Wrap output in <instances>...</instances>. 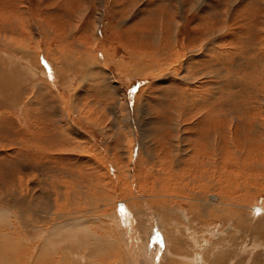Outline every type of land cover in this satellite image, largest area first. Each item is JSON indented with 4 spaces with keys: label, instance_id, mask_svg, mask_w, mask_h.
Returning <instances> with one entry per match:
<instances>
[{
    "label": "rangeland",
    "instance_id": "obj_1",
    "mask_svg": "<svg viewBox=\"0 0 264 264\" xmlns=\"http://www.w3.org/2000/svg\"><path fill=\"white\" fill-rule=\"evenodd\" d=\"M0 72V219L14 222L0 226L19 231L25 264H264V0H0ZM222 84L228 111L246 112L243 122L230 114L245 159L217 205L227 220L202 201L222 197L224 183L212 189L221 161L195 167L204 141L191 150L190 135L204 131L182 114L194 108L204 125ZM205 133L207 145L220 140ZM250 146L261 155L250 158ZM26 215L46 233L82 219L87 244L53 234L61 246L44 248L39 230L20 233ZM236 215L247 221L236 225ZM7 249L0 264H16Z\"/></svg>",
    "mask_w": 264,
    "mask_h": 264
},
{
    "label": "bare ground",
    "instance_id": "obj_2",
    "mask_svg": "<svg viewBox=\"0 0 264 264\" xmlns=\"http://www.w3.org/2000/svg\"><path fill=\"white\" fill-rule=\"evenodd\" d=\"M4 26V25H3ZM10 26V25H9ZM12 28V27H11ZM14 28V27H13ZM68 33H70V32H68ZM46 60V59H45ZM47 62H48V60H47ZM68 63V62H67ZM222 65V64H221ZM41 68V67H40ZM48 69V68H47ZM31 71V70H30ZM1 73V72H0ZM205 74V73H204ZM52 83V82H51ZM185 88V87H184ZM226 89V87H224L223 88V84L222 85H220V89H218L219 91L217 92V94H218V98L219 99H216V100H213V101H211L210 103H207V106H206V110H204L203 112L205 113V115L203 114L200 118H199V120L201 121V122H204L203 124L204 125H200V126H197V124H196V122L198 121V119L197 120H195V122L193 121L194 120V118H196V116H198V114L200 115V113H198V112H196V109H194V108H192V109H189V111H186L185 113H182V114H184V116L187 118V119H189V120H191V122H192V124H193V129H196V130H203L204 131V133L203 134H198L197 136L196 135H190L191 137H192V139H191V141H190V147H191V150H192V146H193V144L196 142V138L198 137V139H200V138H202L203 140L202 141H204V144H203V147L200 149V147H201V145H200V147L197 149V146H196V148H195V152L191 155V160H195L194 162L195 163H197L196 165L195 164H193V165H195V167H197L198 169H200L202 166V164H203V162H205L204 160H212L213 162L216 160L217 161V158L219 159V161H221V164L219 165V168H220V170H221V174H220V177H219V179H218V177H217V182H216V186H215V184H213L212 182V180L211 181H209V177L208 176H202V177H204L205 179H206V181H207V183H206V185L204 184V187H206L207 189H209V187H208V182H211L212 184H213V186H215V187H212V189H215V191L216 190H218V188H219V185H220V183H224L225 184V186L222 188V191L221 192H219L221 195H222V197H220V196H218V195H214V194H212L211 193V195H208V201H205V200H202V201H204V203L206 202V204H205V206H203L204 207V209H206V208H208V207H210V206H212V207H214L215 208V206H216V210L217 211H222V212H220L221 213V217L225 220H227L228 218H229V216H230V218L232 217V215L233 214H231V213H229V212H227V211H225V210H221L220 208H219V206L217 207V205H225V196H224V189L226 190V187L228 186V185H230V183H231V179L233 178V181L232 182H234V179L236 178H234L233 176V174H236V176H240L239 175V173L238 172H241V167H242V165L244 164V156H243V152H241V151H239L240 149H242V148H240L239 149V147H238V145L236 144V138H235V136H236V133L238 134V128L239 127H237L236 125H240V124H238L237 123V121L234 119V118H230V114H232V115H235V114H239L238 116H239V119H240V121H244L243 120V118H245V111H244V113H241V112H238V110H234V112H235V114H234V112H229L228 111V109L226 108V105H227V102H229L228 100H226L225 98H228L227 97V91H224ZM213 91V90H212ZM202 95V94H201ZM208 95H209V93H208ZM207 96V95H206ZM3 98V97H2ZM184 98V97H183ZM187 98V97H186ZM191 98H193V100L195 101V103H196V101H198V97H193V96H191ZM201 98V97H200ZM207 98V97H206ZM182 99V98H181ZM234 99V98H233ZM193 101V102H194ZM202 101V100H201ZM200 101V102H201ZM210 100H209V98L208 99H206V102H209ZM199 102V103H200ZM205 102V101H204ZM183 103H185V102H183ZM188 103H190L189 102V99H188ZM194 103V104H195ZM198 103V102H197ZM198 103V104H199ZM203 103V102H202ZM191 104H192V102H191ZM193 104V105H194ZM206 105V103H203V105ZM190 105V104H189ZM228 107V106H227ZM209 108H210V110H209ZM244 109V108H243ZM253 109V108H252ZM183 110V109H182ZM202 110V109H201ZM255 110V109H254ZM240 111V110H239ZM200 112V111H199ZM181 114V115H182ZM247 115V114H246ZM248 115H249V117L251 118V115H252V111L250 112L249 110H248ZM183 116V117H184ZM241 116V117H240ZM254 117V116H253ZM253 117H252V119H253ZM185 118V119H186ZM224 118V119H223ZM225 118H227V119H225ZM214 119H217V121H216V123H213L212 122V120L214 121ZM221 120V123H220V120ZM225 120H227V121H225ZM250 120V119H249ZM234 121H236V125L234 124ZM252 122V121H251ZM253 123V122H252ZM250 124V123H249ZM249 124H247V125H249ZM255 124V123H254ZM255 126V125H254ZM244 127H246V126H244ZM253 128V127H252ZM255 128V127H254ZM209 129H213L214 131H217V130H219V134H218V136H219V138H220V140L218 139V138H216V137H214L213 135H212V138H213V144L211 143V141L209 142V144L207 145L206 143H207V140L209 139V140H211L209 137H210V135H211V133H209V134H206L205 132L206 131H208ZM261 129V128H260ZM246 130V129H245ZM250 130V129H249ZM242 131V130H241ZM253 131H255V130H253ZM222 132H223V134H222ZM213 133V132H212ZM239 133H242V132H240L239 131ZM263 133V132H262ZM261 133V134H262ZM216 134V133H215ZM250 135V134H249ZM240 135H238V137H239ZM241 136H242V134H241ZM260 136V135H259ZM237 137V136H236ZM237 137V138H238ZM261 138H262V136H260ZM257 138V137H256ZM243 139V138H242ZM241 139V140H242ZM264 139V138H263ZM240 140V141H241ZM243 142H245L244 141V139L242 140ZM251 141H254V140H251ZM200 141H198V143H199ZM247 142V141H246ZM255 142H256V140H255ZM254 142V143H255ZM258 142H260V140L258 141ZM257 142V143H258ZM238 143H240V142H238ZM249 143V142H248ZM253 143V142H252ZM264 143V142H263ZM229 145L231 148L229 149L230 151H232L231 152V155H230V158L229 159H227V160H225L224 159V157H226L227 156V154H228V152H227V154H225L226 152H225V150H224V146L223 145ZM242 144V143H241ZM240 144V145H241ZM243 144H245V143H243ZM246 145V144H245ZM251 145V144H250ZM259 145V144H258ZM258 145H256V146H258ZM261 146H262V144H261ZM241 147V146H240ZM247 147V146H246ZM250 147H252V146H250ZM249 147V148H250ZM248 148V147H247ZM259 148V147H258ZM258 148H256V147H252V148H250V149H248L247 150V153L246 154H248L249 156H250V158L251 157H259L260 155H261V152L259 151V149ZM228 149V148H227ZM201 150H203V152H201ZM230 151H229V153H230ZM211 155H212V157H211ZM226 155V156H225ZM201 156H204L203 157V159H201L200 157ZM264 157V156H263ZM246 158H248L249 159V157L246 155ZM197 159H201L200 160V162H198V160ZM264 158H262L260 161H259V163H261L262 162V160H263ZM232 161V163H230V165H229V163H228V161ZM255 160V159H254ZM176 163H177V161H175ZM210 162V161H209ZM234 162H236V163H238V165H235L234 164ZM174 163V162H173ZM180 163V162H179ZM187 163V162H186ZM198 163L200 164L199 166H198ZM207 163V162H206ZM216 163V162H215ZM256 163V162H255ZM263 163V162H262ZM261 163V164H262ZM181 164V163H180ZM205 164V163H204ZM209 164V163H208ZM260 164V165H261ZM264 164V163H263ZM213 165V164H212ZM215 165V164H214ZM151 166V165H150ZM180 166V165H179ZM209 166V165H208ZM213 167V166H212ZM244 167V166H243ZM189 169H193V166L190 164V166H189ZM206 169V168H205ZM253 169V168H252ZM263 169V168H262ZM151 170V169H150ZM149 169H148V172L150 171ZM180 170V169H179ZM212 170H213V168H212ZM250 170H251V168H250ZM257 170V169H256ZM247 171V170H246ZM212 172V171H211ZM250 172V171H249ZM174 173V172H173ZM220 173V172H219ZM167 174V173H166ZM171 174V173H170ZM181 174H182V171H181ZM205 174V173H204ZM174 175H175V173H174ZM203 175V174H202ZM206 175V174H205ZM175 177V179H176V176H174ZM195 177V176H194ZM257 177V176H256ZM181 178V177H180ZM184 178V177H183ZM182 178V179H183ZM214 178V177H213ZM213 178H210V179H213ZM264 178V177H263ZM186 179V178H185ZM199 179H201V178H199ZM239 179V178H238ZM244 179V178H243ZM170 180V179H169ZM184 180V179H183ZM171 181V180H170ZM180 181V180H179ZM186 181V180H185ZM183 182V181H182ZM242 182V181H241ZM185 183V182H184ZM243 183V182H242ZM258 183V182H257ZM180 184V183H179ZM223 185V184H222ZM258 185H259V183H258ZM201 188V187H200ZM175 189H176V187H175ZM238 189V188H237ZM241 189V188H240ZM183 190V189H182ZM180 191V190H179ZM209 191V190H208ZM207 190H206V193L208 192ZM244 191H246V190H244ZM180 192H182V191H180ZM247 192V191H246ZM183 193V192H182ZM181 193V194H182ZM218 193V192H217ZM176 194V193H175ZM245 195V194H244ZM180 196V195H179ZM177 197V196H176ZM175 197V198H176ZM250 198V197H249ZM18 199V198H17ZM14 200V199H13ZM193 200V199H192ZM198 201H201V199L200 198H198L197 199ZM196 200V201H197ZM19 202H18V205L20 206L21 204L22 205H25V203H22L23 201L22 200H18ZM27 201V200H26ZM17 205V206H18ZM69 205V204H68ZM203 205V204H202ZM257 205V204H256ZM8 206V205H7ZM26 206V205H25ZM127 206V205H126ZM129 207V206H128ZM202 207V208H203ZM236 207V206H235ZM238 207V206H237ZM240 207V206H239ZM260 208H261V211H262V209H264V205L263 206H259ZM20 208V207H19ZM162 208V207H161ZM214 208H211V209H213V211H215L216 212V210H214ZM246 208V207H245ZM18 209V208H17ZM165 209V208H164ZM249 209V213H247V217L248 218H246V219H248V221H249V219H251V216H253L255 213L254 212H252L251 211V207L250 208H248ZM257 209V208H256ZM255 209V210H256ZM3 211H6V209H2ZM260 210V209H259ZM3 211H1V209H0V218H1V216L3 217ZM17 211V210H16ZM24 211L26 212V210L24 209ZM31 211V210H30ZM160 211V210H159ZM163 211V210H162ZM7 212V211H6ZM10 212H12V211H10ZM130 212V211H129ZM161 212V211H160ZM201 212V211H200ZM215 212H214V214H215ZM258 212H260V211H258ZM32 212H30L29 214H31ZM159 213V212H158ZM167 213V212H166ZM207 213H209V212H207ZM206 213V214H207ZM27 214V213H26ZM115 214V213H114ZM182 214H184V217L186 218V215H185V213L183 212ZM205 214V215H206ZM224 214H225V218H224ZM12 215V214H11ZM10 215V216H11ZM34 215V214H33ZM163 215H165V213H163ZM199 216H201V213H199L198 214ZM4 216H7V215H4ZM14 216H15V218H17L18 220L20 219V218H18L17 216H18V214L16 215V214H14ZM14 216H12L13 218H14ZM26 216H29L28 218H27V221H24L23 223L22 222H18L17 224L20 226V228H18V229H20V233H24V234H26V235H28V237H30L31 238V234H33V232L32 233H30L29 234V232L30 231H33V230H39L38 231V233H40V234H42V236H40L41 237V239H43V242L41 243V244H44L42 247H44V248H46V246H51V249L50 250H53L54 248H55V246H56V248L58 249V246H61V245H56V243H54L53 241H51V239L53 238L54 239V237H57V236H59V240H58V242L60 243L62 240H63V237H64V242H66V240H67V238H70V237H72L74 240H76V242L78 243V244H83V246H85L87 243L82 239V238H80V232L78 233V231H82V235H83V233H89L88 232V230H86V229H78V228H80V227H82L80 224L83 222H81V220H77L75 223L76 224H68V225H65V224H63V225H61V227L60 228H56V226L54 227V229L51 231L52 232V234H51V232L50 233H46L45 231V229H41L40 227H37V226H34V225H29V224H33L32 223V219L34 218L32 215H26ZM159 216V215H158ZM167 216H169V215H167ZM235 216V215H234ZM19 217H21V218H23V214L21 213L20 215H19ZM113 214H112V218H110V220L111 221H113L112 219H113ZM162 217V216H161ZM190 217V216H189ZM208 217V216H207ZM236 217H237V220H236V225H242V223H244V222H246L247 220H245L244 222H243V219H242V221H241V216L239 215H236ZM14 218V219H15ZM166 218V217H165ZM240 218V219H239ZM2 219H4V218H2ZM7 220L6 221H4V223H3V220H1L0 219V224L2 225V226H5L4 224L5 223H7V224H10V219L11 218H6ZM162 219V225L164 226V230H165V238H166V242L168 241V223H165V222H167L166 220H164L163 218H161ZM195 219V218H194ZM198 219V218H197ZM127 220V219H126ZM186 220H187V218H186ZM204 220V219H203ZM11 222H13V221H11ZM114 222V221H113ZM14 223V222H13ZM248 223V222H247ZM122 224V223H121ZM175 224V223H174ZM256 224V223H255ZM172 225V224H171ZM28 226H30V228H31V230L30 231H27L26 230V227H28ZM66 226H68V227H66ZM122 226H123V224H122ZM162 226V227H163ZM178 227V226H177ZM177 227H174L175 229L174 230H176V228ZM243 227V226H242ZM251 227V226H250ZM255 227V226H254ZM35 228V229H34ZM117 228V227H116ZM180 227H178V229H179ZM256 228H257V226H256ZM59 229H63V231L65 232V234L67 235L66 237H65V235H62V233L61 232H59ZM173 229V228H172ZM259 229H261L260 231H264V223H261L260 224V228ZM16 230V229H15ZM127 230V229H126ZM8 231V230H7ZM62 231V230H61ZM128 231V230H127ZM138 231V230H137ZM142 231V230H141ZM167 231V232H166ZM176 231H178V230H176ZM257 231V230H256ZM5 231H4V229H3V227H1L0 226V247L2 246V248H0V253L1 254H4V256H2V258H4V259H6L7 258V251L6 250H8L7 248H10L13 252H11V253H13L12 255H13V257L15 256V259L13 260V262L15 263L16 262V264H25V261H26V257H25V255L30 251L29 249H28V247H27V245H25V244H22V243H16V242H18L19 240H17V239H14V238H16V236L18 235V233H19V231H18V233L17 232H14L13 230H10V231H8V233H5V234H3ZM54 232V233H53ZM129 232V231H128ZM150 233V232H149ZM169 233H170V231H169ZM175 233V232H174ZM173 233V234H174ZM178 233H179V231H178ZM177 233V234H178ZM39 234V235H40ZM54 234V237L52 236ZM140 234H142V232L140 233ZM188 234V233H187ZM225 234V233H224ZM229 234V233H228ZM250 234H251V232H250ZM88 235V234H87ZM86 235V236H87ZM122 235V234H121ZM133 235V234H132ZM144 235V234H143ZM52 236V237H51ZM91 236V235H90ZM136 235H134V238H136L135 237ZM142 236V235H141ZM22 237V236H21ZM95 237V236H94ZM140 238V237H139ZM190 238V237H189ZM225 238V237H224ZM234 238V237H233ZM257 238H259V236H257ZM52 239V240H53ZM123 239V238H122ZM169 239H171V237L169 238ZM173 239V238H172ZM214 239V238H213ZM226 239V238H225ZM31 240H33V238L31 239ZM57 240V239H56ZM95 240V239H94ZM141 240V239H140ZM139 240V246H140V248L141 247H144L143 246V243L141 242ZM190 240H191V242H193V238L191 237L190 238ZM214 240H216V239H214ZM221 240H223L222 238H221ZM196 241V240H195ZM220 241V240H219ZM219 241H217V243H214L213 242V244H218L219 243ZM69 242H70V240H69ZM98 242H100V241H98ZM176 242H177V240H175V244H176ZM199 242V241H198ZM210 242V241H209ZM221 242V241H220ZM93 243V242H92ZM168 243V242H167ZM8 244L9 245H11V247H9L8 246ZM15 244V246H13ZM46 244H49V245H46ZM65 245H66V243H64ZM99 244V243H98ZM166 244V243H165ZM213 244H211V246L213 245ZM39 245V244H38ZM100 245V244H99ZM196 245V244H195ZM199 245L201 246V244H198V248H199ZM223 245V244H222ZM263 245V244H262ZM104 246V245H103ZM41 247V249H43ZM66 247V246H65ZM172 247V246H171ZM203 247H204V245H203ZM223 247V246H222ZM106 248V247H105ZM57 249H55L56 251H59V250H57ZM67 249V248H66ZM73 249V248H72ZM197 249V248H196ZM222 249H224V248H222ZM63 250V254H64V249H62ZM198 250V249H197ZM204 249L203 248H201V251H200V253L199 254H201V252L203 251ZM23 251H26V253H22ZM61 251V250H60ZM31 252V251H30ZM126 252V251H125ZM209 252H211L210 250H209ZM69 253V252H68ZM167 253V252H166ZM194 253V252H193ZM6 254V255H5ZM83 254V253H82ZM197 254V252H195V255ZM198 254V255H199ZM9 255H11V254H9ZM65 255V254H64ZM71 255H72V253H71ZM70 255V256H71ZM46 256V255H45ZM48 256V255H47ZM46 256V257H47ZM74 256V255H73ZM206 256V255H205ZM203 257V256H202ZM219 257V255L217 254V258ZM69 258V256L66 254V256H64L62 259H63V262H64V259H65V261L67 260ZM228 258V257H227ZM10 259H12V258H10ZM40 258L39 257H36L35 258V261H32V264H39V260ZM43 259H47V258H43ZM61 259V260H62ZM145 259V258H144ZM185 260H186V258H184ZM191 259H193V258H191ZM209 259H213V258H209ZM7 260H9V258L7 259ZM49 260V259H48ZM77 260V259H76ZM224 260H225V258H224ZM228 260H230V259H228ZM44 261H46V260H44ZM68 261V260H67ZM189 262V264H206L204 261H199V259H198V256L197 257H195V259H193V260H189L188 261ZM66 264H67V262H65ZM70 263H72V262H70ZM133 264H134V262H132ZM144 263V262H143ZM215 263H217V264H224V263H222L221 262V260H220V262H216L215 261ZM215 263H210V264H215ZM227 263V262H226ZM225 263V264H226ZM231 263V262H230ZM3 264V263H2ZM11 264V263H10ZM54 264V263H53ZM76 264H78V263H76Z\"/></svg>",
    "mask_w": 264,
    "mask_h": 264
}]
</instances>
